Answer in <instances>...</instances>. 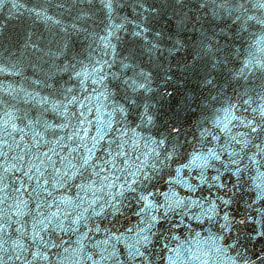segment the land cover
<instances>
[{"label": "snow or ice", "instance_id": "obj_1", "mask_svg": "<svg viewBox=\"0 0 264 264\" xmlns=\"http://www.w3.org/2000/svg\"><path fill=\"white\" fill-rule=\"evenodd\" d=\"M0 264H264V0H0Z\"/></svg>", "mask_w": 264, "mask_h": 264}, {"label": "water", "instance_id": "obj_2", "mask_svg": "<svg viewBox=\"0 0 264 264\" xmlns=\"http://www.w3.org/2000/svg\"><path fill=\"white\" fill-rule=\"evenodd\" d=\"M22 2H23V0H22ZM17 23H18V22L13 21V24H14V25H16ZM38 27H39V30H40L41 32H45V35H47V32L45 31L43 25H38Z\"/></svg>", "mask_w": 264, "mask_h": 264}]
</instances>
